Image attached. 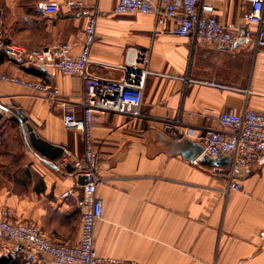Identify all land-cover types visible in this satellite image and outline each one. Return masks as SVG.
I'll return each mask as SVG.
<instances>
[{
  "label": "crops",
  "instance_id": "crops-1",
  "mask_svg": "<svg viewBox=\"0 0 264 264\" xmlns=\"http://www.w3.org/2000/svg\"><path fill=\"white\" fill-rule=\"evenodd\" d=\"M15 1V0H13ZM19 1V0H18ZM57 15H40L32 5L0 0V40L28 49L70 44L78 56L85 43L86 19L80 2L98 12L91 47V73L119 79L128 47L151 50L150 70L138 115L96 114L92 145L98 156L97 196L103 216L95 226V249L115 264H264V157L234 177L241 191H228L231 161L225 156L191 162L182 156L192 137L211 128L213 118L230 108L264 114V48L239 43L225 49L171 33V23L157 27L152 15H120L119 0H56ZM229 30L257 26L245 15L242 0H200ZM0 74L57 87L60 97L0 82V113L21 111L46 141L81 160L86 141L63 124L66 114L83 115L84 81L55 67H26L6 59ZM166 125L172 136L163 133ZM3 130V131H2ZM0 129V150L8 132ZM24 155L7 159L0 151V211L10 209L16 222L35 221L54 243L72 244L80 234L78 201L83 189L76 172L56 169L30 149L22 129ZM10 139V138H9ZM12 141V140H11ZM11 164H9V163ZM57 166L59 160L55 163ZM220 166L223 173L214 172ZM71 191L67 198L62 194Z\"/></svg>",
  "mask_w": 264,
  "mask_h": 264
},
{
  "label": "built area",
  "instance_id": "built-area-1",
  "mask_svg": "<svg viewBox=\"0 0 264 264\" xmlns=\"http://www.w3.org/2000/svg\"><path fill=\"white\" fill-rule=\"evenodd\" d=\"M249 6L246 21L257 26L256 33L241 29L229 30L214 14L210 4L200 5V0H119L114 13L120 15H152L157 27L171 23V33L191 36L195 40L233 49L243 41L255 48H264V0H242ZM66 5L79 9L86 19L85 43L78 56H74L70 44L58 43L42 49H28L21 45L4 44L2 51L9 61L26 67H55L61 74L77 76L84 81L81 99L83 115L74 113L63 117V124L70 131L81 132L86 141V154L81 160L72 157L64 149L56 169L65 170L70 163L78 176H85L81 185L82 198L78 201L81 213L80 234L72 244L54 243L32 220L16 222L10 209L0 211V256L25 264H115L116 261L98 255L95 249V226L103 216V201L97 196L98 156L92 145V131L96 114L138 115L142 105L147 79L152 75L151 50L128 47L124 63L117 67L119 79L95 76L91 73V47L97 36L98 12L84 9L80 2L67 1ZM40 15H57L60 3L56 0H37ZM0 82L11 83L43 93L51 99L60 97L57 87L36 83L19 76L0 74ZM220 130L208 128L195 135L185 131L183 136L192 137L204 147L206 156L212 159L225 156L230 159L228 191H241L242 184L235 179L236 169H246L253 161L264 157V114L255 111L242 113L230 108L214 118ZM173 127L166 125L163 133L172 136ZM214 172L223 173L220 166ZM72 194L67 191L62 198ZM264 233H261V237Z\"/></svg>",
  "mask_w": 264,
  "mask_h": 264
},
{
  "label": "water",
  "instance_id": "water-1",
  "mask_svg": "<svg viewBox=\"0 0 264 264\" xmlns=\"http://www.w3.org/2000/svg\"><path fill=\"white\" fill-rule=\"evenodd\" d=\"M243 43V41L241 42ZM18 118L22 122V131L25 137V141L30 149L38 153L44 160V162L50 167L56 168L55 163L63 156L64 148L61 146L53 145L43 139L34 129V127L29 123L25 115L21 111L16 112ZM204 153V147L202 144L190 142V147L182 151V156L193 162L199 158ZM204 161H208V156L203 157ZM67 172H74V167L72 164L68 163L65 166ZM79 182L81 185L87 183L85 176H79Z\"/></svg>",
  "mask_w": 264,
  "mask_h": 264
},
{
  "label": "rangeland",
  "instance_id": "rangeland-1",
  "mask_svg": "<svg viewBox=\"0 0 264 264\" xmlns=\"http://www.w3.org/2000/svg\"><path fill=\"white\" fill-rule=\"evenodd\" d=\"M12 3H10V7L13 9L14 7H17L16 5L18 4L19 6L24 5L26 6L27 3L29 2L30 5L34 2V0H10ZM1 6V5H0ZM1 14V13H0ZM4 125V131L6 133L8 132V138L5 139L2 149L0 151H6L7 153V159L11 160L14 157H19L21 158L22 155L25 153V147L23 144V138L21 137L20 133L18 132V126L12 118L6 116L3 114V120H0V128ZM3 131V130H2ZM10 138V139H9ZM12 140V141H11ZM9 163V162H8ZM11 164V163H9Z\"/></svg>",
  "mask_w": 264,
  "mask_h": 264
},
{
  "label": "trees",
  "instance_id": "trees-1",
  "mask_svg": "<svg viewBox=\"0 0 264 264\" xmlns=\"http://www.w3.org/2000/svg\"><path fill=\"white\" fill-rule=\"evenodd\" d=\"M4 44H10L7 41L4 40H0V64L3 63L7 58L5 57V55L3 54L2 51V45ZM13 115V120H15L17 126L19 129H22V122L20 121V119L18 118V115L16 112L13 111L12 113ZM0 120H3V114L0 113ZM0 129H4V125H2V127ZM0 264H25L22 260L17 259V260H13L4 256H0Z\"/></svg>",
  "mask_w": 264,
  "mask_h": 264
}]
</instances>
